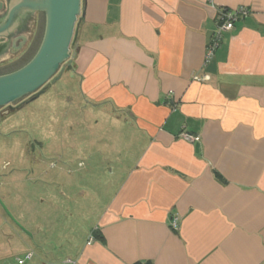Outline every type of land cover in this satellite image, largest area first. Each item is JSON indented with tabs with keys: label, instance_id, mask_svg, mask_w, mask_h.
Wrapping results in <instances>:
<instances>
[{
	"label": "crops",
	"instance_id": "0c3cea01",
	"mask_svg": "<svg viewBox=\"0 0 264 264\" xmlns=\"http://www.w3.org/2000/svg\"><path fill=\"white\" fill-rule=\"evenodd\" d=\"M239 7L248 15L207 63L218 16ZM83 9L60 92L91 107L108 136L96 135L92 153L121 172L104 206H92L87 238L62 234L60 218L52 231L27 199L13 212L20 240L48 259L59 231L67 260L51 264H264V0H82ZM59 145L52 158L69 159ZM78 196L49 193L54 217L66 219L71 197V216L82 212Z\"/></svg>",
	"mask_w": 264,
	"mask_h": 264
},
{
	"label": "rangeland",
	"instance_id": "374dc122",
	"mask_svg": "<svg viewBox=\"0 0 264 264\" xmlns=\"http://www.w3.org/2000/svg\"><path fill=\"white\" fill-rule=\"evenodd\" d=\"M40 27L31 55L18 64L11 60L0 62V73L15 71L34 56L44 35L45 15ZM67 78L68 74H63L48 91L21 108L0 111V258L1 253L4 257L0 264H18L17 261L20 258L24 260L28 253L34 254V258L28 264H51L55 261H64L68 254L66 248L69 245L62 246L59 231L52 234L56 237L53 238L55 246L53 245V254H49L48 259L43 257L45 252L39 250L35 242L32 241L30 248L20 240L19 236L22 234L25 236L23 232L27 231L13 212L15 208L23 206L27 208L25 200L29 199L27 204H30L31 208L40 209L39 207L43 206V210L38 214L44 223L50 225L52 231L59 226L57 222L60 218L59 221H63L60 226L62 234L65 228L69 227L77 232V239L80 240L91 234L89 227L96 217V211L90 212L92 206L100 198L97 208L100 210L118 182L121 165L111 163L112 159L105 161L97 158L98 154L92 153V149L95 150L97 136L108 137L106 132L101 131L93 122L97 115L91 111V107L75 98L77 96L69 99V96H63L60 92L68 85ZM70 85L71 93L75 92V83ZM71 99L74 103L72 107L69 105ZM62 141L68 143L66 152L70 155L69 159L52 158L53 151L62 148L59 147ZM80 163H83L82 168L79 166ZM50 165H55L56 169ZM58 169L61 173L57 171ZM54 171L59 174L55 180L52 178ZM53 190L56 192L66 190L71 194L76 193L77 197L82 193L83 211L80 213L77 211L73 217L71 216L75 201L79 203V198L76 197L78 200L74 201L76 198L71 197V201L64 200L65 207L71 211L66 212V219L64 220L62 214L60 216L59 211L56 212L57 217H54L53 210L58 204L52 200L49 202V193L53 196ZM37 239L39 240V237Z\"/></svg>",
	"mask_w": 264,
	"mask_h": 264
},
{
	"label": "water",
	"instance_id": "95a60500",
	"mask_svg": "<svg viewBox=\"0 0 264 264\" xmlns=\"http://www.w3.org/2000/svg\"><path fill=\"white\" fill-rule=\"evenodd\" d=\"M3 8L6 9L0 0V10ZM27 12L45 14L44 35L38 50L24 66L0 73V109L21 108L35 101L73 64V48L84 20L82 0H10L0 23L1 40L11 37L19 19ZM19 40L24 42L25 38L15 39V47ZM23 45L21 42L20 48Z\"/></svg>",
	"mask_w": 264,
	"mask_h": 264
},
{
	"label": "flooded vegetation",
	"instance_id": "af4514ba",
	"mask_svg": "<svg viewBox=\"0 0 264 264\" xmlns=\"http://www.w3.org/2000/svg\"><path fill=\"white\" fill-rule=\"evenodd\" d=\"M2 3H4V6L6 7L0 10V23L5 18V15L7 13V6L10 4V0H1ZM44 13L39 12H27L25 13L21 19L18 21V26L15 29V33L11 35V37L6 38L5 41L0 42V58L8 56L7 58H4L3 60H0V62H4L7 60H11V62H14V64H18L21 61L26 60L31 53L34 51L35 48V41L34 38L31 40V33H33L35 36L39 34L41 29V21L42 18H44ZM33 35V36H34ZM19 37H24L25 41L19 40L16 43V47L13 44V41ZM23 43V47L20 48V43ZM16 49H20L19 51H15ZM15 51V52H14ZM8 67L9 65H4ZM1 71V68H0ZM8 108L0 109L1 110H7Z\"/></svg>",
	"mask_w": 264,
	"mask_h": 264
},
{
	"label": "built area",
	"instance_id": "2783aa9c",
	"mask_svg": "<svg viewBox=\"0 0 264 264\" xmlns=\"http://www.w3.org/2000/svg\"><path fill=\"white\" fill-rule=\"evenodd\" d=\"M249 10L245 7H239L232 10H225L218 16V30L215 32V35L211 39V43L208 47L207 54H206V62H210L212 58L215 55L216 50L220 46V42L223 38V34L225 32L231 31L235 28V23L238 21L241 17H244L248 15ZM180 137L188 142H195L197 140V137L187 133L182 132ZM173 228H178L177 220L175 219L173 221ZM94 240V237L91 236L89 239V244L92 243ZM33 253H28L24 260L19 259L17 262L18 264H25L26 261L32 259ZM68 262L73 263L71 260H68Z\"/></svg>",
	"mask_w": 264,
	"mask_h": 264
},
{
	"label": "trees",
	"instance_id": "16d2710c",
	"mask_svg": "<svg viewBox=\"0 0 264 264\" xmlns=\"http://www.w3.org/2000/svg\"><path fill=\"white\" fill-rule=\"evenodd\" d=\"M95 238L101 239V236L99 235V232L94 231L92 234Z\"/></svg>",
	"mask_w": 264,
	"mask_h": 264
}]
</instances>
